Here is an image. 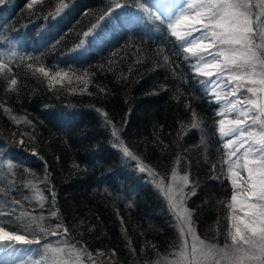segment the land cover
Returning a JSON list of instances; mask_svg holds the SVG:
<instances>
[{"label": "trees", "instance_id": "trees-1", "mask_svg": "<svg viewBox=\"0 0 264 264\" xmlns=\"http://www.w3.org/2000/svg\"><path fill=\"white\" fill-rule=\"evenodd\" d=\"M141 2L0 4L4 231L60 239L85 262L169 264L181 240L159 186L176 178L186 181L198 236L227 247L232 186L220 104Z\"/></svg>", "mask_w": 264, "mask_h": 264}, {"label": "snow or ice", "instance_id": "snow-or-ice-1", "mask_svg": "<svg viewBox=\"0 0 264 264\" xmlns=\"http://www.w3.org/2000/svg\"><path fill=\"white\" fill-rule=\"evenodd\" d=\"M3 2L4 0H0V4ZM188 7L192 9L193 5L189 4ZM251 7L250 0H199L194 12L190 15L182 13L176 22V27L181 24L201 25L207 35L215 41L212 47H216L217 44L221 46L220 51L215 55L223 58L222 63L215 59L211 63L217 66L218 71L223 68L236 70L228 77L230 81L235 82L231 90L232 95L236 96L246 85H250L246 88V92L251 94L250 97L236 101V104L244 106L239 110V115L244 119L230 121L233 125L230 131L238 132L239 138L238 141H230L227 145L231 148L238 143L235 151H239L240 148L245 149L244 167L247 169L249 189V202L245 205L247 208L245 216L248 219L240 220L239 223L243 226L241 229L235 223V217L233 218L235 231L231 236L232 245L226 249H215L203 246L202 242L197 248L194 243L190 260L183 252L181 253L185 264H205L206 261H215L217 258L226 264H264V52L260 51L254 41ZM172 34L180 39H183L185 35L175 31V27ZM203 38L202 36L201 39ZM261 39L264 40V28L261 29ZM197 44L201 48L207 47L199 40H195L188 51H193ZM2 67L3 65H0V68ZM40 71L44 72V69L41 68ZM11 84L16 85V79H12ZM236 104L233 105L234 108ZM250 113L253 115L250 116ZM248 119H251L252 124L260 125L259 131L255 129L246 131L242 127ZM124 154L132 157V153L126 148ZM143 170L142 168L141 171ZM233 175L237 174L233 173ZM233 184L235 186V181ZM194 194V191L189 193V195ZM236 199L235 195L232 196L233 201ZM183 223L187 226L185 230L191 232V221L183 217ZM0 233L4 237H9V233L4 232L3 229H0ZM9 238L21 245L39 244L38 240H29L24 235H11Z\"/></svg>", "mask_w": 264, "mask_h": 264}, {"label": "rangeland", "instance_id": "rangeland-1", "mask_svg": "<svg viewBox=\"0 0 264 264\" xmlns=\"http://www.w3.org/2000/svg\"><path fill=\"white\" fill-rule=\"evenodd\" d=\"M252 7L255 8L257 14L251 16L253 20V32L255 33L254 41L255 44L260 48L261 52H264V40L261 39V29L264 28V21L260 23V10L264 12V0H250ZM142 7L146 10V13L155 19L167 23L171 30V34L173 33V29L175 27V31L185 33L184 38L180 39L177 36L173 37L178 40V42L182 45V48L190 54L194 61L192 63V71L199 75L208 79V94L211 99L220 104L218 109V132L221 138L222 147L224 150L225 161L230 165V184L232 186L231 194L232 196H236V201L231 200L227 204V213L225 216L226 221V236H227V247L232 245L231 236L234 234V211L235 204L240 201L244 205L249 202L248 196V186H247V169L244 167L239 169L241 166V162L245 164L244 160V148H240L239 151H235L237 144H234L231 148L227 145L230 141L237 140L238 141V132L230 131L233 125L230 124V117L225 114V109L228 107H232L236 104L238 99L250 97L251 94L246 92V88L250 85H246L244 88L240 90V92L233 96L231 93L232 88L235 86V82H232L228 79L229 75L236 71L233 68H223L222 70H217V66H214V70L212 67V61L215 59L222 63L223 58L216 56L215 54L220 51L221 46L217 44L216 47H212V44L215 41L211 38L210 35H207L206 30L202 29V26L199 24L194 25H184L181 24L176 27L177 20L183 15H190L191 10L195 11L196 5L199 3V0H142ZM192 4L193 8L189 9L188 5ZM251 7V8H252ZM252 13V12H251ZM194 29H202L201 31H195ZM190 33V34H189ZM204 37L201 39V37ZM195 40H199L200 43L207 45V47L201 48L199 44L196 45L193 51H188V48L192 46V42ZM199 69V71L197 70ZM259 70V69H257ZM214 71V72H213ZM206 73H212L211 75H207ZM225 83L228 86V97L223 99L217 92V86ZM244 107L243 105L236 104V112L233 114V118L244 119L239 115L240 108ZM250 116L253 113L249 114ZM251 126V128L249 127ZM244 129L251 130L255 129L259 131V124H252L251 119H248L246 123L242 126ZM228 133V134H226ZM247 147V145L245 146ZM233 152L235 154L233 155ZM237 162H239V166H237ZM236 173L237 175H233ZM240 179L244 182V190H241L239 187ZM235 181V186L233 184ZM186 185V181L183 179L172 178L171 181L166 184L159 186L160 192L166 197L171 212L175 218V223L178 228L180 234L181 245L178 250L175 252L174 256L171 258L169 264H185V261L181 257V253L183 252L187 258L191 259L192 246L196 243L197 248L201 246L200 242H202L203 246L207 248H215V249H226L227 247H214V245L207 244L203 241L198 234L196 233L194 227L191 224L192 231H186V225L183 223V217H187L190 220V213L188 209L184 205V188ZM182 204V206H181ZM247 208L245 207V212ZM248 217L244 216L241 220H247ZM191 221V220H190ZM240 221H235L237 226L243 228V226L239 223ZM1 229V228H0ZM4 231V230H3ZM6 232V231H4ZM8 233V232H7ZM9 235H14L9 233ZM28 239V238H27ZM31 240V239H29ZM4 241V242H3ZM60 239H55L49 243L44 244H31L32 246L26 248H16L11 241L8 240H0V264H96V262H85L81 255L79 254V250L61 245L59 243ZM119 262H113L111 264H117ZM120 264V263H119ZM205 264H226V262H222L217 258L215 261L208 260Z\"/></svg>", "mask_w": 264, "mask_h": 264}, {"label": "bare ground", "instance_id": "bare-ground-1", "mask_svg": "<svg viewBox=\"0 0 264 264\" xmlns=\"http://www.w3.org/2000/svg\"><path fill=\"white\" fill-rule=\"evenodd\" d=\"M193 12V10H191V12L190 13H192ZM216 92L223 98V99H225L226 97H228V92H229V90H228V86L225 84V83H222V84H220V85H218L217 86V90H216ZM236 108H232V107H228L227 109H225V114L228 116V117H230L229 119H230V121H233V120H236L235 118H233L232 116H233V114L236 112ZM241 166H239V169H242L243 168V165H244V163H242L241 162V164H240ZM245 182H247V181H245ZM239 188L241 189V190H244L245 189V187H244V182L242 181V179H240V182H239ZM235 211H234V217H235V221H240L244 216H245V205L242 203V202H240V201H238L236 204H235ZM9 237H10V235H9ZM9 237H4L3 236V234L2 233H0V240H8V241H11L12 242V244L16 247V248H18V249H20V248H26V247H31L32 245H21V244H18L17 242H15V241H13V240H11ZM4 242V241H3Z\"/></svg>", "mask_w": 264, "mask_h": 264}, {"label": "built area", "instance_id": "built-area-1", "mask_svg": "<svg viewBox=\"0 0 264 264\" xmlns=\"http://www.w3.org/2000/svg\"><path fill=\"white\" fill-rule=\"evenodd\" d=\"M213 68V70H214V65L212 64V67H211V69ZM214 72V71H213Z\"/></svg>", "mask_w": 264, "mask_h": 264}, {"label": "water", "instance_id": "water-1", "mask_svg": "<svg viewBox=\"0 0 264 264\" xmlns=\"http://www.w3.org/2000/svg\"><path fill=\"white\" fill-rule=\"evenodd\" d=\"M117 264H119V263H117Z\"/></svg>", "mask_w": 264, "mask_h": 264}]
</instances>
